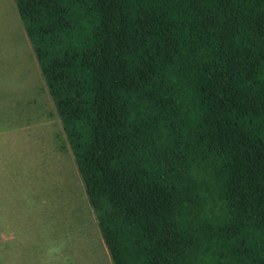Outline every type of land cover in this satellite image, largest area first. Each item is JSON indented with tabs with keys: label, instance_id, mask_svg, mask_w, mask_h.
Segmentation results:
<instances>
[{
	"label": "trees",
	"instance_id": "16d2710c",
	"mask_svg": "<svg viewBox=\"0 0 264 264\" xmlns=\"http://www.w3.org/2000/svg\"><path fill=\"white\" fill-rule=\"evenodd\" d=\"M114 264H264V0H15Z\"/></svg>",
	"mask_w": 264,
	"mask_h": 264
},
{
	"label": "rangeland",
	"instance_id": "374dc122",
	"mask_svg": "<svg viewBox=\"0 0 264 264\" xmlns=\"http://www.w3.org/2000/svg\"><path fill=\"white\" fill-rule=\"evenodd\" d=\"M0 264H114L15 0H0Z\"/></svg>",
	"mask_w": 264,
	"mask_h": 264
},
{
	"label": "bare ground",
	"instance_id": "6f19581e",
	"mask_svg": "<svg viewBox=\"0 0 264 264\" xmlns=\"http://www.w3.org/2000/svg\"><path fill=\"white\" fill-rule=\"evenodd\" d=\"M63 203V202H62ZM88 243V242H87Z\"/></svg>",
	"mask_w": 264,
	"mask_h": 264
}]
</instances>
